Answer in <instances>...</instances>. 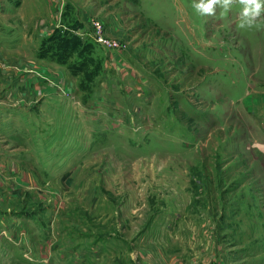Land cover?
<instances>
[{"label": "rangeland", "instance_id": "374dc122", "mask_svg": "<svg viewBox=\"0 0 264 264\" xmlns=\"http://www.w3.org/2000/svg\"><path fill=\"white\" fill-rule=\"evenodd\" d=\"M192 3L0 0V264H264V15Z\"/></svg>", "mask_w": 264, "mask_h": 264}, {"label": "clouds", "instance_id": "9594fccd", "mask_svg": "<svg viewBox=\"0 0 264 264\" xmlns=\"http://www.w3.org/2000/svg\"><path fill=\"white\" fill-rule=\"evenodd\" d=\"M235 3L240 5L237 25L241 29L255 27L264 15V0H193L192 7L201 16H215L217 8L228 12Z\"/></svg>", "mask_w": 264, "mask_h": 264}, {"label": "built area", "instance_id": "2783aa9c", "mask_svg": "<svg viewBox=\"0 0 264 264\" xmlns=\"http://www.w3.org/2000/svg\"><path fill=\"white\" fill-rule=\"evenodd\" d=\"M99 28H100V27H99V24L96 23V30L99 31ZM93 35H94L95 40H96L98 43L103 44V45H105V44L107 43L109 46H111V44H109V43L106 41V39H105L103 36H101L99 33H97L96 31H95V33H93Z\"/></svg>", "mask_w": 264, "mask_h": 264}]
</instances>
